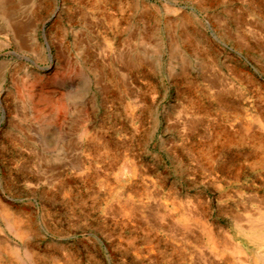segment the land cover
Returning a JSON list of instances; mask_svg holds the SVG:
<instances>
[{
    "label": "rangeland",
    "instance_id": "1",
    "mask_svg": "<svg viewBox=\"0 0 264 264\" xmlns=\"http://www.w3.org/2000/svg\"><path fill=\"white\" fill-rule=\"evenodd\" d=\"M0 264H264V0H0Z\"/></svg>",
    "mask_w": 264,
    "mask_h": 264
},
{
    "label": "crops",
    "instance_id": "2",
    "mask_svg": "<svg viewBox=\"0 0 264 264\" xmlns=\"http://www.w3.org/2000/svg\"><path fill=\"white\" fill-rule=\"evenodd\" d=\"M82 32L79 33H74L73 35V44L74 47H79V57L82 58L83 57V47H82ZM192 142V148L191 151H188L185 148H181L180 151L188 154V152H190V156H191V163H192V170H194L193 166L195 163V173L192 172L191 173V177L196 178V180L198 179V174H199V153H200V149H199V142L196 141V146L194 148V140L191 141ZM179 143V142H178ZM180 144V143H179ZM182 146V145H181ZM179 150V149H176ZM195 158V160H194ZM140 164V161H139ZM136 178H139L138 181H143V182H148L149 183V179L150 181L153 179L155 181V185L159 186V199L164 203V206H166L165 204L167 203V208L170 209V214L173 217L179 218V214H177L176 216V211L179 209L181 210L183 208V203L184 201H186L188 207L191 208V211L194 210V208L198 209V204L194 203V199H193V194H191V196H186V197H182L181 192L182 190L179 189H175L173 191H171L167 186L165 185H161L160 184V179L158 178H153L150 177L151 175L147 174V171H140L139 175L136 173L134 175ZM147 180V181H146ZM151 184L153 185V182L151 181ZM198 187V186H197ZM192 193V192H191ZM133 196L138 197L139 195L142 194L141 189L138 190V188L134 189V191L131 193ZM186 195V194H184ZM198 199V196L196 197ZM166 202V203H165ZM178 203V205H177ZM198 203V201H197ZM117 222H127L128 225L135 227L136 231L140 230L141 233H143L144 240L147 242H158L159 244L156 246L158 249V253L159 256L161 257V259H166L167 258V251H168V242L169 241H183V237L182 234L180 235L177 232L171 231L168 227V223L163 222L159 219H152V218H141V219H128V218H118ZM178 220V219H177ZM182 222V221H180ZM192 225H194L192 223ZM163 243V244H162Z\"/></svg>",
    "mask_w": 264,
    "mask_h": 264
}]
</instances>
